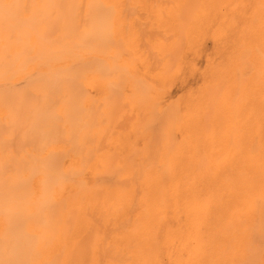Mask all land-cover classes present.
I'll return each instance as SVG.
<instances>
[{"label":"bare ground","instance_id":"obj_1","mask_svg":"<svg viewBox=\"0 0 264 264\" xmlns=\"http://www.w3.org/2000/svg\"><path fill=\"white\" fill-rule=\"evenodd\" d=\"M20 5L38 10L14 18ZM125 6L0 0V264H160L159 252L171 264H264V124L232 168L103 150L109 119L123 129L126 117Z\"/></svg>","mask_w":264,"mask_h":264},{"label":"rangeland","instance_id":"obj_2","mask_svg":"<svg viewBox=\"0 0 264 264\" xmlns=\"http://www.w3.org/2000/svg\"><path fill=\"white\" fill-rule=\"evenodd\" d=\"M125 1L124 52L118 42L121 50L116 49L124 54L126 117L123 129L115 125L121 118L109 119L104 130L109 133L100 135H107L101 139L108 145L103 150L148 162L160 155L206 156L232 168L263 135L264 8H255L256 0H196L198 6L191 0L196 8L181 0L182 11L168 9L173 0ZM20 6L10 7L14 18L38 10ZM0 11L8 13L9 8ZM84 89L96 98L100 85L86 82ZM94 105L101 109L109 104ZM164 253H158L159 263L171 264Z\"/></svg>","mask_w":264,"mask_h":264}]
</instances>
